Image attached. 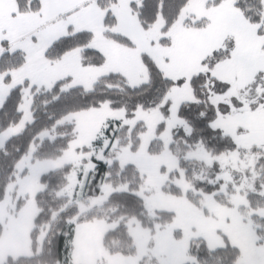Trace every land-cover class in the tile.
I'll return each mask as SVG.
<instances>
[{
	"label": "snow or ice",
	"instance_id": "6c2138e0",
	"mask_svg": "<svg viewBox=\"0 0 264 264\" xmlns=\"http://www.w3.org/2000/svg\"><path fill=\"white\" fill-rule=\"evenodd\" d=\"M0 264H264V0H0Z\"/></svg>",
	"mask_w": 264,
	"mask_h": 264
}]
</instances>
